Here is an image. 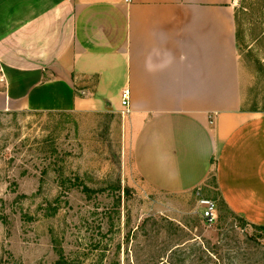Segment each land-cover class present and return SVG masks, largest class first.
Returning <instances> with one entry per match:
<instances>
[{
    "label": "crops",
    "instance_id": "1",
    "mask_svg": "<svg viewBox=\"0 0 264 264\" xmlns=\"http://www.w3.org/2000/svg\"><path fill=\"white\" fill-rule=\"evenodd\" d=\"M232 1L0 0V112L128 109L151 189L264 225V111L244 107Z\"/></svg>",
    "mask_w": 264,
    "mask_h": 264
},
{
    "label": "rangeland",
    "instance_id": "2",
    "mask_svg": "<svg viewBox=\"0 0 264 264\" xmlns=\"http://www.w3.org/2000/svg\"><path fill=\"white\" fill-rule=\"evenodd\" d=\"M232 5L244 107L264 111V0ZM125 127L113 108L0 112V264H191L200 237L230 241L234 264H264V229L222 200L209 227L203 189H151Z\"/></svg>",
    "mask_w": 264,
    "mask_h": 264
},
{
    "label": "trees",
    "instance_id": "3",
    "mask_svg": "<svg viewBox=\"0 0 264 264\" xmlns=\"http://www.w3.org/2000/svg\"><path fill=\"white\" fill-rule=\"evenodd\" d=\"M239 220H241L244 223H246V219L243 217H240ZM254 223H252L253 225ZM256 224H254L255 226ZM258 228L264 229V225H256ZM226 241L225 243H222V241H211L208 239H205L203 237H200L199 240L195 239L194 244L189 252V256L191 258V264H234L233 261L234 257L230 255V250L234 249L235 246L230 242ZM185 244L182 243L178 247L175 248V251H179V261L182 262L184 259H181L185 257L186 255V248H184ZM175 252V253H176ZM183 255V256H182ZM226 258L229 260L226 261ZM186 260V258H185ZM115 264H119L116 262ZM158 264H173L172 262L166 260L162 261V263Z\"/></svg>",
    "mask_w": 264,
    "mask_h": 264
},
{
    "label": "built area",
    "instance_id": "4",
    "mask_svg": "<svg viewBox=\"0 0 264 264\" xmlns=\"http://www.w3.org/2000/svg\"><path fill=\"white\" fill-rule=\"evenodd\" d=\"M129 1V0H128ZM130 91L129 89H124L122 92V105L127 107L129 105ZM128 111V109H127ZM124 110V112H127ZM199 207L201 208V216L203 218L204 223L211 227L216 224L218 220V205L216 200L200 196L198 198Z\"/></svg>",
    "mask_w": 264,
    "mask_h": 264
}]
</instances>
